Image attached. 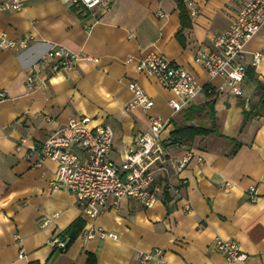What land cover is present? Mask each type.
<instances>
[{
	"label": "crops",
	"instance_id": "crops-1",
	"mask_svg": "<svg viewBox=\"0 0 264 264\" xmlns=\"http://www.w3.org/2000/svg\"><path fill=\"white\" fill-rule=\"evenodd\" d=\"M187 1L194 3L197 15L190 14ZM248 1L114 0L102 12L63 0H26L21 11L0 14V35L33 37L23 49L0 46V92L5 93L0 103V264H142L143 254L155 255L147 264H264V111L255 114L254 109L258 81H264V30L246 46L243 62L254 75H246L240 96L223 77H210L195 61L200 50L214 49L216 35ZM52 44L97 62L79 61L74 69L54 75L43 69L36 82L46 81V86L29 87L28 72ZM254 51L263 55L257 67L249 64ZM151 52L190 71L204 87H212L213 95L205 90L175 112L169 101L180 98L137 68V59ZM132 80L154 101L149 111L126 109ZM246 112L253 114L245 120ZM152 113L169 120L160 138L170 157L194 154L183 171H172L185 198L161 192L152 208L133 198L110 201L91 219L74 193L50 188L57 163L44 159L36 166L37 145L82 114L93 125L113 127L110 159L120 165L137 137L150 130ZM182 125H214L223 136L210 133L173 143V132ZM155 180L163 182V175ZM251 186L259 196L254 204L247 195ZM77 219L84 220L82 232L64 251L53 249L51 239ZM90 227L117 238L88 239ZM217 236L236 241L249 258L229 262L214 249Z\"/></svg>",
	"mask_w": 264,
	"mask_h": 264
},
{
	"label": "built area",
	"instance_id": "built-area-1",
	"mask_svg": "<svg viewBox=\"0 0 264 264\" xmlns=\"http://www.w3.org/2000/svg\"><path fill=\"white\" fill-rule=\"evenodd\" d=\"M64 1L81 5L88 11L99 9L105 12L111 9L114 0ZM25 2L26 0H0V14L7 11H21ZM187 6L192 16L198 14L192 1H187ZM263 30L264 0H250L241 6L229 27L216 35L214 49L200 50L195 61L210 77H223L231 86L233 94L240 96L248 69L243 62L247 52L246 46ZM32 39V36L26 35L11 40L5 34H1L0 46L3 49H23L28 47ZM262 59L261 51L251 52L249 64L257 67ZM79 61L95 63L97 59L91 55L73 52L63 45L52 44L28 72L29 87L46 86V81L36 82V74L43 69L48 68L49 73L54 75L60 69H74ZM137 68L157 78L158 82L180 98V101H169L170 107L175 112L205 91V87L190 71L158 52H151L137 59ZM129 88L132 98L127 103L126 109L140 107L149 111L154 106V101L145 93L138 81H130ZM4 97L5 93L0 92V103ZM148 119L150 130L137 137L133 146L124 155L121 164L117 165L110 159L115 136L113 127L109 124L93 125L92 118L87 115L73 116L65 126L37 145L36 166H41L44 159L57 163V176L50 182V188L66 189L74 193L82 212L91 219L102 214L110 201L117 204L122 199L133 198L146 208H152L161 192L185 198L182 184L174 182L172 171L179 173L183 171L194 154L188 151L179 159L170 157L160 138L169 120L153 113L149 114ZM79 151L86 153L87 158H81ZM198 160L202 161L203 158L198 156ZM158 174L163 175L164 181L161 183L155 180ZM229 186L227 184V188ZM255 189V186H251L247 190V195L253 204L259 199ZM191 208L187 200L186 209L190 211ZM42 224L47 225L48 220L43 221ZM96 235L102 238L107 236L117 238L116 234L94 227H90L85 233L88 239ZM69 240L67 233L56 234L51 239L50 245L59 252L64 251ZM214 249L222 253L229 262H242L249 258V254L243 251L236 241L221 236L214 239ZM19 256L23 258L25 254L21 252ZM154 256V254H143L140 261L142 264H147Z\"/></svg>",
	"mask_w": 264,
	"mask_h": 264
},
{
	"label": "trees",
	"instance_id": "trees-1",
	"mask_svg": "<svg viewBox=\"0 0 264 264\" xmlns=\"http://www.w3.org/2000/svg\"><path fill=\"white\" fill-rule=\"evenodd\" d=\"M183 1L180 2V6L183 7ZM185 12L182 11V17L184 18ZM253 69L251 70V68L247 69V74L249 75H254L253 73ZM205 90L207 92H209V96L213 95V89L210 86H206ZM256 94L258 95V102L256 103V105H254V109L255 110V114H260L262 111H264V81H258V85L256 88ZM253 114L252 112H246L245 115V120L247 118L250 117V115ZM210 133H216L220 136H223L221 133H219L216 129V127L213 125L210 128L207 127H203V126H198V125H182L179 126L175 129V131L173 132L174 137H173V143L176 142H181L184 140H191L194 139L195 136H200V135H208ZM84 220L83 219H77L73 225H71V227L68 229V231L66 232L69 237H70V242H73V239L75 240V238L78 237V235L82 232L83 228H84Z\"/></svg>",
	"mask_w": 264,
	"mask_h": 264
}]
</instances>
